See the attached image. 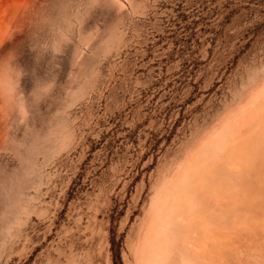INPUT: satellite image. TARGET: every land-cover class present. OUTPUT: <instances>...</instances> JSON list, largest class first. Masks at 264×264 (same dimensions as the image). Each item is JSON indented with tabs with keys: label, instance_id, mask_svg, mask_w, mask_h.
<instances>
[{
	"label": "rangeland",
	"instance_id": "rangeland-1",
	"mask_svg": "<svg viewBox=\"0 0 264 264\" xmlns=\"http://www.w3.org/2000/svg\"><path fill=\"white\" fill-rule=\"evenodd\" d=\"M0 264H264V0H0Z\"/></svg>",
	"mask_w": 264,
	"mask_h": 264
},
{
	"label": "trees",
	"instance_id": "trees-1",
	"mask_svg": "<svg viewBox=\"0 0 264 264\" xmlns=\"http://www.w3.org/2000/svg\"><path fill=\"white\" fill-rule=\"evenodd\" d=\"M112 245H113V243H112ZM116 246L118 247V245H116ZM117 259H120L119 254H118V250H117Z\"/></svg>",
	"mask_w": 264,
	"mask_h": 264
}]
</instances>
